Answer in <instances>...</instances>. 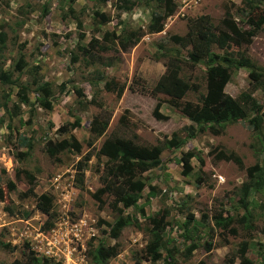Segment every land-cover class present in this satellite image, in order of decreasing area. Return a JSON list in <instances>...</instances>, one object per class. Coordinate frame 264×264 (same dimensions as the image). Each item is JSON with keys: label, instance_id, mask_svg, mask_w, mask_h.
I'll use <instances>...</instances> for the list:
<instances>
[{"label": "rangeland", "instance_id": "rangeland-1", "mask_svg": "<svg viewBox=\"0 0 264 264\" xmlns=\"http://www.w3.org/2000/svg\"><path fill=\"white\" fill-rule=\"evenodd\" d=\"M129 1L134 6L122 12L113 0H0V71L9 75V82L0 79V264L14 259L24 264L26 256L46 258L50 264H94L98 241L117 245V254L105 264H133L135 260L161 264V259L142 258L150 238L149 218L160 215L167 222L163 245L177 264H237L241 243H245V259L264 264V183L248 192L246 210L240 202L247 167L256 166L255 175L264 180V122L260 133L253 132L243 119L226 125L218 134L205 129L188 138L186 127L195 128L194 123L168 96L152 92L167 59L174 55L180 61L179 76L197 86V91L187 90L178 102L195 103L205 92L203 61L188 62L185 49L171 39L183 35L189 21L204 14L216 34V42L210 46L213 59L227 64L230 73L223 91L237 98L252 88L248 69L237 66L236 60L247 57L264 72V23L245 44L221 20L227 13L244 30V15L261 13L264 0H253V10L244 0H172L176 4L172 13L152 0ZM156 10L162 14L161 30L145 33L125 52L118 50L113 37L121 30L144 31L150 13ZM94 12L103 13L108 20L101 23ZM81 47L89 48L90 54L84 55ZM20 56L23 67L19 70L15 62ZM106 81L121 85L122 90L106 89ZM43 82L51 93L49 110L36 99L42 95L36 88ZM21 87L27 103L18 97ZM251 90V98L263 103L264 89ZM94 116L107 118L99 135L89 131ZM68 123L73 126L67 125V133L58 131ZM110 135L135 136L138 143L162 147L159 165L139 175L144 188L135 205L120 208L128 223L116 238L103 231L117 212L107 204L97 208L90 195L99 187L98 175L106 160L96 151ZM69 136L78 143V150L68 148L59 153L58 160L50 159L44 141ZM172 137L181 144L165 146ZM219 148L233 151L241 167L215 160ZM87 152L90 158L79 191L74 165ZM185 152L193 156L182 164L180 156ZM26 176L31 177L30 184ZM214 213L232 219L228 229L233 233L213 226ZM189 214L194 220L184 227Z\"/></svg>", "mask_w": 264, "mask_h": 264}, {"label": "trees", "instance_id": "trees-1", "mask_svg": "<svg viewBox=\"0 0 264 264\" xmlns=\"http://www.w3.org/2000/svg\"><path fill=\"white\" fill-rule=\"evenodd\" d=\"M105 2L108 0H98ZM158 3V8L162 7L166 13H172L176 7V4L172 0H152ZM249 9H254L253 0H244ZM113 5L117 10L127 12L132 9L134 3L129 0H113ZM99 18L101 23L107 21V16L100 12H94ZM224 16L221 20V24L226 27L233 37L247 44L252 37L255 36L258 30L262 28L264 23V8L261 13L253 15L247 13L244 15L243 23L247 28L240 30L237 25ZM162 14L158 10L150 13V19L147 23L145 30L141 29H128L121 30L117 35L113 37V42L118 50L125 52L131 48L141 36L145 33H156L161 30ZM209 19L207 15H198L191 19L187 25L186 32L181 35H172L171 39L177 43L179 49H185L186 58L191 64H196L199 61H203L205 65V92L198 95L197 102L184 101L179 103L178 100L184 96L187 90L191 89L197 91V86L194 84H187L180 76V61L176 55L168 58L165 64L164 71L155 80L152 92L162 93L169 97L170 102L178 108L179 112L184 115L188 120L194 123L195 128L187 126L189 130L186 135L188 138L194 136L196 133L202 132L205 129L209 130L212 134L220 133L226 125L233 124L239 120H247L248 127L256 133H260L262 122H264V102H255L251 98V89L256 88L264 89V72L260 68H256L247 57L240 56L236 60L237 66H243L248 69V78L252 82V88L243 92L237 98H233L223 91L225 83L229 79L228 65H223L216 62L213 59V55L210 52V46L216 42V34L209 28ZM106 36V34L104 35ZM105 39V38H104ZM0 42H3V34L0 33ZM92 43H98L95 39H92ZM100 44V43H98ZM104 47L100 46V49ZM84 55L90 54V49L81 47ZM23 67V60L20 56L15 62V68L21 69ZM0 79L3 82H9V75L0 71ZM104 86L108 90H113L118 93L122 90L121 85H116L112 81H106ZM23 88H20L21 93H17L20 102L27 103L28 100L23 92ZM64 85H60V91L63 90ZM35 92H40L41 96H36L37 103L44 109L51 108V93L46 82L39 84ZM76 94H80L78 89L74 91ZM156 114V110L153 111ZM76 121V120H75ZM77 122V121H76ZM73 125L68 123L58 127V131L61 133H67L69 127ZM107 125L106 119H98L94 116L90 121L89 131L91 135H99L102 133ZM262 137V136H261ZM136 137L133 136V139ZM119 137V136H107L99 145L96 155H102L106 160L102 163V170L98 175L99 187L90 193L92 199L96 202L97 208H101L104 204L117 212V216L111 223H107V229L103 231L110 238H116L123 227L128 223L127 216L121 215L120 208H128L135 205L136 200L139 198V194L144 188L143 181L139 178V175L152 167H156L160 163L159 154L162 147L159 145H145L138 143L137 141ZM22 140L27 141L24 137ZM182 141L172 137L165 141V146H177ZM90 146V144H88ZM72 148V150H78V143L69 136L68 138L60 140L46 139L44 141V151L50 159L58 160L59 153ZM193 154L185 152L180 156L182 164H187L190 157ZM90 158V152L85 153L80 161H77L74 165V182L79 191L83 190V172L86 166V162ZM215 160H225L233 162L237 167H241L240 158L230 150L219 148L214 154ZM199 159V157H198ZM200 160V159H199ZM247 179L241 184V206L246 210V197L250 189L257 190L260 188L264 180L258 175H255L257 171L256 166H250L245 169ZM185 173L186 171H182ZM31 183V177L26 176ZM152 189V187H150ZM2 198L0 194V199ZM110 198V200L108 199ZM202 219L206 218L205 214H201ZM243 219L245 216L242 217ZM188 220H194L192 215L189 214L187 221L184 223V227ZM151 224L150 238L146 241L142 258H147L151 262H155L161 259V264H177L171 251L165 249L162 242V231L164 230L167 222L164 221V216L150 217ZM232 219L228 216L222 217L220 213H214L212 215L213 226L221 229L228 230ZM233 233V232H232ZM239 249V261L237 264H251L249 260L243 257L245 250V243H241ZM209 247L207 244L206 248ZM164 248V254H161V250ZM117 254V245H103L101 241H98L94 248L93 263L105 264L106 261L114 257ZM26 262L24 264H50L46 258L41 260L32 259L26 256ZM3 264H21L19 260H12L10 263ZM58 264V263H54ZM133 264H139L138 260H135ZM195 264H203L202 261H197Z\"/></svg>", "mask_w": 264, "mask_h": 264}]
</instances>
